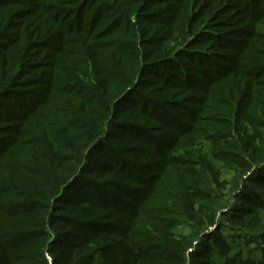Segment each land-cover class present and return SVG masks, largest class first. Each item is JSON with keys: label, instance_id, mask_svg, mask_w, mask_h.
<instances>
[{"label": "trees", "instance_id": "16d2710c", "mask_svg": "<svg viewBox=\"0 0 264 264\" xmlns=\"http://www.w3.org/2000/svg\"><path fill=\"white\" fill-rule=\"evenodd\" d=\"M95 1L0 0V122L8 124L14 143L8 139L0 148V158L9 153L11 159L20 155L27 160L26 151H45L42 165H30L35 171L17 166L24 174L42 178L44 184L9 182L0 189L4 196L0 197V264H36L44 251L52 264H214L207 260L215 249L225 264H264V254L261 261L230 256V248L217 232L202 234L215 225L211 206L218 205L220 198L207 187H213V182L224 187L216 180V155L240 179L249 174L252 184L264 183V111L259 107L243 111L252 76L264 71V60L255 62L249 54L255 39L264 45V0H237L234 14L241 17L249 9L253 21L236 20L239 25L231 36L242 38V47L235 53L191 51L185 46L173 54L163 49L159 55L146 50L152 45L147 36L155 33L146 23L168 21L164 12H154L160 0L131 1L140 6L138 23L132 25L128 9H119L116 0H97L103 12L99 16L108 15L105 20L112 16L134 30L129 39L111 33L105 43H94L91 32L85 34L78 27L84 20L81 12ZM201 2L209 10L205 30L197 38H207L212 42L209 46L223 45L224 52L230 50L220 32L223 25L213 22L214 9L224 0H198L197 5ZM60 6L75 7L76 28L68 29V24L48 15L74 12L59 10ZM175 11L169 7L168 13ZM66 34L68 39H63ZM51 40L58 44L52 47ZM185 58L195 63L192 70L183 66ZM250 61L254 66L248 65ZM203 64H207L204 69ZM246 66L253 68L252 74L244 71ZM169 70L180 75L171 76ZM201 71L205 88L187 75ZM155 78L166 86L165 92L155 98L143 95L141 89ZM178 88L195 92L187 98L194 99L197 107L183 111L181 103L167 101L166 92ZM5 100H14L17 108ZM18 108L22 111L16 113ZM180 114L185 122L178 119ZM148 120L164 127L159 136L153 135ZM125 135L137 148L143 143L153 152L162 174L146 173L145 165L124 163L113 141H125ZM193 162L198 165L192 180L182 168ZM44 171L53 174L46 177ZM55 172L66 176L61 189ZM119 174L128 183H116L114 176ZM205 174L210 176L208 182ZM78 182L83 189L76 186ZM131 182H137V188L127 185ZM146 184L154 193L144 188ZM161 188L164 193L155 194ZM250 195L247 191L239 198L248 201ZM256 199L264 210V198ZM190 222L191 240L182 237L177 243L166 239L165 243L149 234L156 225L174 228ZM192 240L197 244L187 251Z\"/></svg>", "mask_w": 264, "mask_h": 264}, {"label": "rangeland", "instance_id": "374dc122", "mask_svg": "<svg viewBox=\"0 0 264 264\" xmlns=\"http://www.w3.org/2000/svg\"><path fill=\"white\" fill-rule=\"evenodd\" d=\"M134 0H116V3H118V8L121 10L126 11L128 9V12L126 16L130 18V23L137 24L138 20L136 19V15L139 14V5L138 4H131L130 2ZM161 3L159 6H156L154 12H164V19H167L168 21H163L162 24H160L158 21L153 22L150 21L149 23H146L148 27L155 31L154 35L153 33L149 34L147 36V41L152 42V45L148 44L146 46V50L150 54H154L158 52L157 54H162L163 49L168 48L169 50L166 53H169L171 51V54L178 53L180 50L184 49L185 46L191 47V51H203L205 48L208 49H214L215 53H226L229 52L231 54L235 53L233 50H236L238 47H242V45L239 44V41L242 40V38H235L231 35L234 34V29L238 27V21H236L239 18V21L246 22V21H253L250 20V17L248 16V11L246 12L245 9L243 10V15L241 17H238V14H234L235 4L237 3V0H224V2L219 4L214 9V18L213 22L216 24H221L224 27V30L220 31L224 37H226L225 42L226 47H229L230 50H226L225 52L221 50L223 45L221 46H209L212 42H210L207 38L199 37L197 38V35L199 33H202L205 30V16L209 8L207 7L206 2H201L200 6L197 5L198 0H184L185 3L180 4V2L176 3L173 2V0H160ZM130 5H129V4ZM136 3V2H135ZM196 4V5H195ZM206 5V6H205ZM204 6V9H200V7ZM98 7V9H95ZM169 7L172 9H175V12H169ZM207 7V8H206ZM72 9L74 12L67 11L65 14L62 13H47L50 17H55L58 20L65 22L68 24V29H73L78 26V21L75 23L73 19L78 20L75 14V7H65L60 6L58 9ZM87 8V9H86ZM112 8V6H111ZM86 11L82 13V17H84L83 24L81 26V30L83 33L88 34V32H91V41L94 43H105L106 41L111 39V33L116 35H121V37H127L126 39H129L134 35V30H130L131 25H126V23L121 22L117 23L118 21H113L112 16H110V19H107V16H99L101 6H99V2L96 0L95 2H92L91 4L87 5L85 7ZM228 9V10H227ZM233 11V12H232ZM228 13V14H227ZM231 14L233 16H231ZM75 15V16H74ZM117 15V13L115 14ZM114 17V16H113ZM249 17V18H248ZM116 20V17H114ZM171 18V20H170ZM95 19L96 21H92ZM252 19V17H251ZM145 22V21H140ZM212 22V23H213ZM248 23V22H247ZM209 24V23H208ZM189 28V33L185 32ZM89 35V34H88ZM98 36V38H97ZM69 34H66L63 39H68ZM102 37L100 40L99 38ZM221 37V36H219ZM159 39V42L158 41ZM164 41L162 42V40ZM195 39V41H193ZM221 41V40H220ZM214 42L217 44L219 42V38L214 40ZM261 40L255 39V48L253 49L254 44L252 45V53L251 58L253 61H263L264 60V45L263 43H260ZM264 42V39H263ZM149 43V42H147ZM220 43V42H219ZM242 43V42H240ZM254 43V42H253ZM50 44L52 47L56 46L58 42L56 40H51ZM166 44L163 48H161V45ZM235 45V49H231ZM145 49V48H144ZM257 49V52H255ZM243 51V50H241ZM173 52V53H172ZM240 53V52H239ZM245 53L247 51L245 50ZM162 57V55L160 56ZM249 57V56H248ZM184 64L183 66L190 67V69H193L194 62L190 63V61L185 58L183 60ZM219 64L222 65V62L218 60ZM196 63L197 60H196ZM259 64H262L261 62H258ZM224 64V63H223ZM203 64V69L206 67ZM226 65V64H224ZM248 65H253L252 61ZM247 67V69H245ZM244 68V71L249 72L252 74V69L249 68V66H246ZM257 71V70H256ZM203 71L199 73L196 72H187L189 76L195 77L198 81L201 82L202 87L205 88L207 80L202 76ZM170 75L174 76L178 73L174 71H168ZM250 74V76H251ZM180 75V74H178ZM258 76H252V82L249 84V87L246 91L245 96L243 97L244 100V113H248L252 107H256L259 109H263L264 111V71L259 72L257 74ZM154 79V78H153ZM158 80V81H157ZM164 87L165 85L161 84L159 82L158 78H155V81L152 84H148L145 86V89H141V93L144 95H149L152 98H155L157 95H161L165 92ZM151 92V93H149ZM168 94L167 101L172 99V101H177L176 103L181 105V108L184 110L191 109L193 107H197V104L194 103L193 100H188L189 95H193L195 92H186V89L178 88L173 91L166 92ZM251 97V98H250ZM193 102V103H192ZM5 103L8 105H11L14 109L16 102L5 100ZM11 103V104H9ZM25 103V102H23ZM28 108L27 103L23 104ZM177 107V106H176ZM19 108L16 110V113H19ZM25 111V110H24ZM43 111V108L39 110V112ZM179 111V110H178ZM25 113V112H22ZM181 113V111H179ZM187 117V115H186ZM33 119H37L36 116L32 117ZM151 118V117H150ZM178 119H181L182 121H186L182 114L178 116ZM38 121V120H37ZM16 122V121H14ZM12 122V123H14ZM10 123V122H8ZM16 124V123H15ZM14 124V125H15ZM8 124L0 122V148L3 145H6V142H8V139H10V143H12V138H10V135L8 133ZM148 127H153L154 134L153 135H160L162 131L164 130V127L158 126L157 123L151 122L148 120L147 122ZM163 128V129H162ZM48 130L52 131V128H47ZM33 137V136H32ZM126 135L123 136L125 141H116L115 143V149H117L121 156L125 159L124 163H127L129 165H145L144 169L146 173H150L152 175H160L158 169L161 168V166L155 164L154 159H158L155 155H153L152 151L149 150L143 143L141 144V148H137V144L134 142H128L130 139H126ZM5 143V144H4ZM11 145L14 146V143ZM16 145V144H15ZM30 145V144H29ZM29 145L26 147L28 148ZM206 145V144H205ZM12 148V147H11ZM9 148V149H11ZM14 148V147H13ZM25 148V149H26ZM34 148L32 151H26L27 160L24 157H20L18 155L17 157H13L8 154L2 156L0 158V189L4 188V183L13 182L18 185H29V186H38V184H44L45 181L41 178L33 177L32 175L29 176V174H24L23 170H19L17 166L20 164L27 166L28 168L35 171L34 168H32V165H36L39 167V165H42L43 161L41 160V154L45 151L39 150ZM211 156V155H210ZM195 158H198L197 155ZM216 162H215V168L217 169L219 176L217 177L218 183H222L224 185L223 188L218 187V184L213 182V187H207L208 190L212 191V194L218 195L220 198L218 200V205L211 206V210H215L216 213V222L213 227H208L202 230V234H210L217 232L224 240L225 245H227L230 248V256L236 255L237 258L240 259H246L251 258L253 261H261V258L264 254V210H261L259 206L257 205V197L258 198H264V183L262 184H252V180H250L249 174H247L244 178H241L238 176V174L230 167H228L225 162L221 161L219 156H215ZM192 160H196L192 158ZM31 165V166H30ZM128 165V167H129ZM197 162H193L192 164L186 165L182 168V170L185 171L187 179H194L192 176L197 171ZM19 166V167H20ZM37 167V168H38ZM42 166H40L41 168ZM165 169L171 168L170 166L164 165ZM17 170V172H16ZM128 170V169H127ZM29 172V171H28ZM45 172V171H44ZM58 174V183L60 185V189L63 188V185L66 181V176L63 172H55ZM53 173L51 171L45 172V176L49 177ZM188 174V175H187ZM201 175V173H200ZM165 177V174H163ZM203 177V176H202ZM249 177V178H248ZM106 179V178H103ZM108 179H112L111 176H108ZM163 179V177H162ZM204 179L206 182L210 180V176L207 174L204 175ZM114 180L116 183H120V185H125L127 180L119 174V177L116 175L114 176ZM157 181H160L157 180ZM212 181V180H211ZM133 188H137L138 184L137 182H131L127 184ZM79 189H83L84 184L78 182L76 184ZM155 186V184H154ZM153 186V188H154ZM144 188L149 191V193H154L153 189L150 190V187L148 184L144 186ZM165 188H161L156 192L155 194L164 193ZM247 189V190H246ZM249 191L250 199L248 201L246 200H240L239 197H242L244 195V192L246 193ZM17 191H14L13 193H16ZM241 195V196H240ZM0 197H4L3 194L0 193ZM17 199V198H16ZM22 199V198H19ZM23 200V199H22ZM18 200L17 201H22ZM5 212V211H4ZM167 217V218H166ZM166 219H169L171 217L165 216ZM145 221V220H144ZM167 221V220H165ZM156 224V223H155ZM192 225L191 222L188 223L186 226H178L174 228H165L163 226H157L158 228H153L152 231L149 232V234L154 235L155 237L161 239L162 241L167 240L168 243L171 242H179L182 240V237H185L186 239H190L189 234L191 230L189 229V226ZM153 227V226H151ZM151 229V228H150ZM203 229V228H202ZM189 237V238H188ZM165 241V243H167ZM197 244V240H192V244L187 248V251L193 250L194 247ZM46 253L44 251L43 257H40V260L36 262V264H49L48 260L46 258ZM49 255V254H48ZM50 256V255H49ZM43 259V260H42ZM211 263L214 264H225L224 259H222V255L220 254L219 249H215L213 251V256L211 257Z\"/></svg>", "mask_w": 264, "mask_h": 264}, {"label": "built area", "instance_id": "2783aa9c", "mask_svg": "<svg viewBox=\"0 0 264 264\" xmlns=\"http://www.w3.org/2000/svg\"><path fill=\"white\" fill-rule=\"evenodd\" d=\"M46 258H47V260H48V263H49V264H52V262H51V257H50L48 254H46Z\"/></svg>", "mask_w": 264, "mask_h": 264}]
</instances>
